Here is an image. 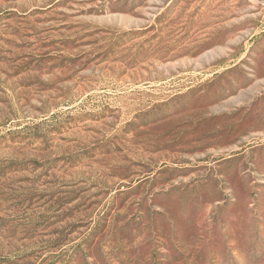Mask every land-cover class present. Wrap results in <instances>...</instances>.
<instances>
[{"label": "rangeland", "instance_id": "obj_1", "mask_svg": "<svg viewBox=\"0 0 264 264\" xmlns=\"http://www.w3.org/2000/svg\"><path fill=\"white\" fill-rule=\"evenodd\" d=\"M0 264H264V0H0Z\"/></svg>", "mask_w": 264, "mask_h": 264}]
</instances>
